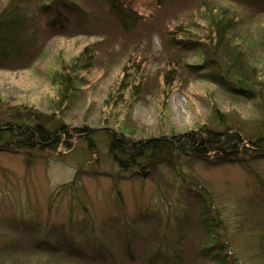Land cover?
<instances>
[{
    "label": "rangeland",
    "instance_id": "1",
    "mask_svg": "<svg viewBox=\"0 0 264 264\" xmlns=\"http://www.w3.org/2000/svg\"><path fill=\"white\" fill-rule=\"evenodd\" d=\"M9 1L0 0V11ZM70 1L87 14L86 25L80 13L63 8L67 27L50 25L52 12L40 13L42 0H32L41 25L37 46L18 64L0 63V117L34 106L73 126L121 127L135 140L193 129L215 107L257 124L262 111L255 101L225 91L202 67L193 68L201 64V52H176L167 44V29L179 25L190 28L194 39L203 36L201 0L161 6L130 0L141 15L130 32L114 21L104 0ZM209 1L241 18L238 32L251 40L253 64L263 67L264 5ZM88 46L97 53L93 66L78 74L64 99L53 75L70 71L72 59ZM126 72L131 79L119 88ZM167 72L173 79L165 87ZM95 139V152L82 141L69 153L0 152V264H215L200 254L209 236L202 220L205 204L191 191L196 186L163 164L145 178L120 177L106 140ZM252 165L264 178V159ZM180 168L230 218L234 248L256 253L259 244L264 247V230L258 231L264 228V196L253 172L243 163L189 162ZM243 214L255 219L249 229L240 221Z\"/></svg>",
    "mask_w": 264,
    "mask_h": 264
},
{
    "label": "trees",
    "instance_id": "2",
    "mask_svg": "<svg viewBox=\"0 0 264 264\" xmlns=\"http://www.w3.org/2000/svg\"><path fill=\"white\" fill-rule=\"evenodd\" d=\"M104 1L110 16L125 32L132 31L139 24L141 15L130 0ZM155 1L161 6L176 0ZM247 1L264 5V0ZM62 8L80 13L81 22L86 25L87 14L70 0H42L39 12H52L50 25L65 28L69 20ZM198 8L207 20L203 36L194 39L195 34L190 28L179 25L176 29H167V44L176 52L198 50L204 57L201 64L194 65L195 70L202 67L204 75L215 80L225 91L255 101L262 115L254 127L240 115H227L215 107L209 119L193 129L135 140L130 131L123 132L121 127L73 126L59 118L56 112L47 113L34 106L23 105V109L10 113L4 111V115H9L7 118L0 117V152L69 153L76 150L74 142L77 141L86 142L90 151L95 152V137L101 135L107 142L108 156L114 162L112 164L119 167L117 173L120 177L145 178L157 165L163 164L169 166L184 182L196 186L191 191L194 190L203 199L206 208L202 220L209 236L202 246L201 256H211L215 264H264L263 245H258L256 253L247 250L239 252L234 248L232 235H228L232 224L230 218L221 214L213 195L207 193L199 181H189L180 168L189 162H201L208 166L243 163L251 174L253 172L264 196V178L252 165V162L264 159V66L253 64L251 60L252 46L247 43L249 38L242 37L238 32L241 18L231 14L226 7L212 6L209 0H201ZM40 27L38 16L32 10V0H10L0 11V63L5 61L13 65L23 60L37 46L36 33ZM96 57L94 47L88 46L72 59L70 71L64 73L58 69L53 75V82L58 86L62 98L65 99L64 96L74 88L78 74L92 68ZM169 74L167 72L163 80L165 87L173 79L172 76L168 79ZM130 79L126 72L119 88ZM138 84L141 82L134 83L133 87ZM117 197L122 203L120 189L117 190ZM233 207L237 208L236 205ZM240 221H247L243 227L248 229L250 224L255 223L254 218L248 219L245 214ZM240 221L236 220V226ZM262 230L264 228H258L260 233ZM163 249L160 246L157 253L160 254Z\"/></svg>",
    "mask_w": 264,
    "mask_h": 264
}]
</instances>
